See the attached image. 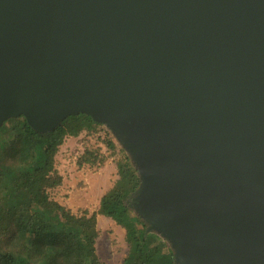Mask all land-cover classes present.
Returning a JSON list of instances; mask_svg holds the SVG:
<instances>
[{
    "label": "water",
    "instance_id": "obj_1",
    "mask_svg": "<svg viewBox=\"0 0 264 264\" xmlns=\"http://www.w3.org/2000/svg\"><path fill=\"white\" fill-rule=\"evenodd\" d=\"M78 114L174 264H264V0H0V127Z\"/></svg>",
    "mask_w": 264,
    "mask_h": 264
},
{
    "label": "trees",
    "instance_id": "obj_2",
    "mask_svg": "<svg viewBox=\"0 0 264 264\" xmlns=\"http://www.w3.org/2000/svg\"><path fill=\"white\" fill-rule=\"evenodd\" d=\"M98 124L84 115L66 117L51 133L39 134L23 119L0 127V264H104L97 256L96 216L111 220L124 232L127 247L121 264H174L168 244L125 202L138 178L129 159L116 163L117 179L99 198L96 211L73 214L50 197L62 184L55 157L67 137L94 133ZM107 150L115 148L108 138ZM82 163L95 156L85 151Z\"/></svg>",
    "mask_w": 264,
    "mask_h": 264
},
{
    "label": "rangeland",
    "instance_id": "obj_3",
    "mask_svg": "<svg viewBox=\"0 0 264 264\" xmlns=\"http://www.w3.org/2000/svg\"><path fill=\"white\" fill-rule=\"evenodd\" d=\"M110 138L115 148L107 150L105 141ZM85 151H92L95 162L82 163ZM127 155L102 126L94 133H81L78 137H67L56 155V168L63 179L62 184L50 191V197L73 214L87 210L96 211L100 196L117 179L116 163ZM98 231L95 248L104 264H121L127 247L123 230L111 220L96 216Z\"/></svg>",
    "mask_w": 264,
    "mask_h": 264
},
{
    "label": "crops",
    "instance_id": "obj_4",
    "mask_svg": "<svg viewBox=\"0 0 264 264\" xmlns=\"http://www.w3.org/2000/svg\"><path fill=\"white\" fill-rule=\"evenodd\" d=\"M61 147V146H60ZM55 160H56V157H55ZM60 174V173H59ZM61 175V174H60ZM62 181H63V179H62Z\"/></svg>",
    "mask_w": 264,
    "mask_h": 264
}]
</instances>
